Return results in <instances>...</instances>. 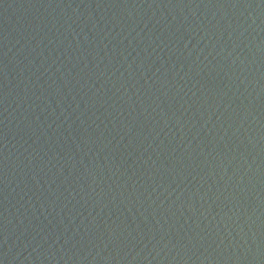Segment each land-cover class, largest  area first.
Returning a JSON list of instances; mask_svg holds the SVG:
<instances>
[{
	"label": "water",
	"instance_id": "obj_1",
	"mask_svg": "<svg viewBox=\"0 0 264 264\" xmlns=\"http://www.w3.org/2000/svg\"><path fill=\"white\" fill-rule=\"evenodd\" d=\"M0 264H264V0H0Z\"/></svg>",
	"mask_w": 264,
	"mask_h": 264
}]
</instances>
